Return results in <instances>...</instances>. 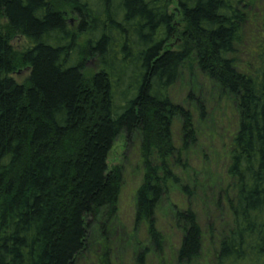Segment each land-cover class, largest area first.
<instances>
[{"label":"trees","instance_id":"trees-1","mask_svg":"<svg viewBox=\"0 0 264 264\" xmlns=\"http://www.w3.org/2000/svg\"><path fill=\"white\" fill-rule=\"evenodd\" d=\"M184 69L238 118L216 200L226 227L207 240L197 210L178 206L168 254L157 210L198 136L171 93ZM122 132L141 139L135 219L153 245L136 264H264V0H0V264H77L92 223L117 212L122 168L108 156Z\"/></svg>","mask_w":264,"mask_h":264},{"label":"rangeland","instance_id":"rangeland-1","mask_svg":"<svg viewBox=\"0 0 264 264\" xmlns=\"http://www.w3.org/2000/svg\"><path fill=\"white\" fill-rule=\"evenodd\" d=\"M13 44L19 50L28 46L27 40L19 35L14 38ZM28 74V70H23L15 73L14 77L21 82ZM171 93L176 102L193 112L198 136L187 154L183 155L182 162L185 161L186 165L176 167L178 183L164 195L157 210V224L166 237L165 249L168 254L182 238L175 217L178 206H192L197 210L207 240L214 239L215 242L226 227L227 212L218 207L216 200L220 187L228 183L227 150L238 118L234 102L198 70L193 74L184 69ZM173 129L175 140L180 145L181 123L177 121ZM140 143L138 134L129 138L122 132L115 139L108 165L110 168L115 165L122 168L123 183L117 212L112 216L103 214L92 223L87 248L79 256L77 264H103L102 257L106 252L111 264H136L137 252L142 246H148L153 252L146 225L137 224L135 219L136 192L144 174ZM194 183L196 186L193 188ZM185 184L190 185L192 194L183 190ZM210 225L214 226L213 236L209 231ZM147 264H157L154 256L148 259Z\"/></svg>","mask_w":264,"mask_h":264}]
</instances>
